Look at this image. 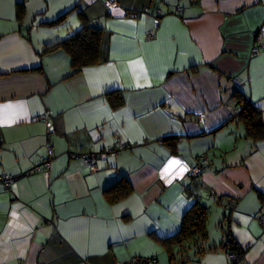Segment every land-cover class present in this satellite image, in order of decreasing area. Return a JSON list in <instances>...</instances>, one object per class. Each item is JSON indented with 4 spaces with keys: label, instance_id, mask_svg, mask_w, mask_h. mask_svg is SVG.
Wrapping results in <instances>:
<instances>
[{
    "label": "crops",
    "instance_id": "1",
    "mask_svg": "<svg viewBox=\"0 0 264 264\" xmlns=\"http://www.w3.org/2000/svg\"><path fill=\"white\" fill-rule=\"evenodd\" d=\"M116 2L0 0V174L19 177L0 183V264H236L227 229L239 264H264V137L239 115L247 100L264 126V51L251 54L264 0ZM84 23L105 30V60L78 70L65 49L44 52ZM235 75L246 81L237 90ZM47 140L49 175L33 170ZM117 142L130 146L108 152ZM90 151L96 171L72 156ZM202 154L208 166L191 177ZM122 177L132 192L112 202L105 189ZM197 197L210 211L207 238L173 246L172 259L160 239Z\"/></svg>",
    "mask_w": 264,
    "mask_h": 264
},
{
    "label": "trees",
    "instance_id": "2",
    "mask_svg": "<svg viewBox=\"0 0 264 264\" xmlns=\"http://www.w3.org/2000/svg\"><path fill=\"white\" fill-rule=\"evenodd\" d=\"M81 17L85 18L84 12H82ZM64 18L65 15H62L55 21L46 24L55 25L60 23ZM108 39L109 38L102 27L92 26L90 24L84 23L80 30L68 36L66 39L47 47L44 52H50L59 48L65 49L71 56L73 68L79 70L83 67L98 64L105 60ZM110 99L113 106L115 107L122 105L124 102L122 95H117L115 98L111 97ZM239 111L240 117L246 123L248 135L253 136L254 139L264 137V126L261 118L258 116V111L253 106V104L247 100H244ZM175 140L176 139L173 137H166L163 139L165 143L171 146L174 145ZM203 171L198 175L190 174V176L198 178L203 173ZM131 192L132 186L127 177L118 179L112 186L105 189L107 198L112 202L123 199ZM209 213V207L201 202L197 197L191 207L184 213L180 230L171 237L160 239L161 244L170 253L172 252V259H175L172 251L173 246L176 245L178 247L185 248L190 247L191 245H198V242L206 240L208 233L207 223ZM226 233L227 240L225 241V249L227 250L228 254H234L236 256V259L233 261L236 264H239L243 261L244 251L231 236V233L228 229ZM200 250L201 249H199V252ZM184 252L185 253L183 256H181L180 261H186L189 259V257L186 255L187 251Z\"/></svg>",
    "mask_w": 264,
    "mask_h": 264
},
{
    "label": "built area",
    "instance_id": "3",
    "mask_svg": "<svg viewBox=\"0 0 264 264\" xmlns=\"http://www.w3.org/2000/svg\"><path fill=\"white\" fill-rule=\"evenodd\" d=\"M107 4L109 7H114L116 6L117 2L116 0H107ZM263 35H264L263 30H259L255 32L254 43L251 47L252 55H257L261 51H264ZM151 37H152V34L149 33L147 38L149 39ZM231 82L235 89H240L245 84L246 81L242 77L235 75L231 77ZM37 118H42L46 122V127H47L46 134L48 137H50V135L54 131L52 122L48 120L45 115L39 116ZM127 147H129L128 144L117 142L114 146L107 149V151L113 153L115 151H119ZM55 155H56L55 148L52 142L50 140H47L45 144L44 152L41 154L40 160L35 165L33 170L36 172H42L46 175H49L51 167H52V161ZM72 156L75 158L82 159L90 167L91 171H96L99 168L98 154L95 151H90L84 154L73 153ZM208 162L209 160L206 155L199 156L197 164H195L194 166L190 168L189 173L193 175L200 174L203 170L206 169V167L208 166ZM18 178H19L18 176L11 175V174H0V183H2L6 188H10L12 184L16 180H18ZM258 221L262 226H264V211L259 214ZM229 258L231 260H235L236 256L234 254H229ZM117 264H156V259L149 258V257L133 256L130 259L126 261H122Z\"/></svg>",
    "mask_w": 264,
    "mask_h": 264
},
{
    "label": "snow or ice",
    "instance_id": "4",
    "mask_svg": "<svg viewBox=\"0 0 264 264\" xmlns=\"http://www.w3.org/2000/svg\"><path fill=\"white\" fill-rule=\"evenodd\" d=\"M179 164H180L179 161L173 160V161L171 162V164L169 165V167H172V166H178Z\"/></svg>",
    "mask_w": 264,
    "mask_h": 264
}]
</instances>
